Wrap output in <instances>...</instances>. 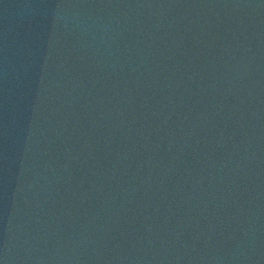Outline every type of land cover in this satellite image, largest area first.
I'll return each mask as SVG.
<instances>
[{
  "label": "water",
  "instance_id": "obj_1",
  "mask_svg": "<svg viewBox=\"0 0 264 264\" xmlns=\"http://www.w3.org/2000/svg\"><path fill=\"white\" fill-rule=\"evenodd\" d=\"M0 264H264V0H0Z\"/></svg>",
  "mask_w": 264,
  "mask_h": 264
}]
</instances>
